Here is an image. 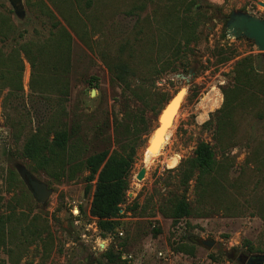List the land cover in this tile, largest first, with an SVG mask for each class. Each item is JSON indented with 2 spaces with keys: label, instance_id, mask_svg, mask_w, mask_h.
<instances>
[{
  "label": "rangeland",
  "instance_id": "rangeland-1",
  "mask_svg": "<svg viewBox=\"0 0 264 264\" xmlns=\"http://www.w3.org/2000/svg\"><path fill=\"white\" fill-rule=\"evenodd\" d=\"M34 1L21 0L23 12L18 15L8 0H0V49L4 57L19 50L23 62L21 89L11 87L14 81L7 86L0 79V259L5 264H97L104 261L101 254L111 245L121 251L120 264H245L237 256H264V120L255 116L260 109L248 106L235 110L238 131L228 147L215 137V112L224 99L221 89L232 85L235 61L253 55L258 71L264 68L261 51L250 39L227 34L225 19L238 10L264 18L259 0H201L203 7L207 2L219 11L204 9L203 17L195 14L189 18L188 33L185 39L179 38L180 43V35H175L177 21L167 24L163 18L167 11L175 10L181 20L192 15L186 11L190 0H93L90 5L81 0V11H77L82 22L76 24L77 32L67 27L51 2L45 0L54 18L48 16L46 7L31 5ZM56 20L72 35L67 96L32 90L30 81L46 58L37 60L33 68L20 51L21 45L48 37L50 30H55ZM193 20L198 25L191 32ZM125 42L139 48L138 59L143 51L146 54L137 65L151 74L146 85L152 91L165 92L169 98L180 87H185L186 93L170 134L138 180L145 146L158 123V115L145 109L148 132L141 135L126 199L119 211L117 227L122 235L116 231L103 234L89 213L88 171L57 182L42 171L29 170L22 146L30 130L52 118L74 132L71 142L77 143L81 157L115 148L116 136L126 138L124 124L130 121L125 112L136 110L142 103L130 95L125 104L121 87L111 81L105 65ZM225 55L230 59L219 63L218 58ZM168 62H174L177 70L160 71ZM1 72L6 74L5 67ZM141 74L130 78L133 88L137 89ZM216 96L218 105L210 107V98ZM201 141L210 143L220 160L232 161L230 181L241 183L243 192L232 201L230 210L225 209V202L204 207L196 201L191 180L186 195L196 215L173 222L159 213V206L171 193L182 192L175 168L193 155ZM173 156L178 157V163L168 167L167 160ZM17 163L52 189L45 204L38 203L28 191L15 169ZM12 169L15 175L10 173ZM74 205L79 206L76 218L71 212ZM197 239H210L214 244L207 248ZM180 245L192 247L194 253L177 250Z\"/></svg>",
  "mask_w": 264,
  "mask_h": 264
},
{
  "label": "trees",
  "instance_id": "trees-1",
  "mask_svg": "<svg viewBox=\"0 0 264 264\" xmlns=\"http://www.w3.org/2000/svg\"><path fill=\"white\" fill-rule=\"evenodd\" d=\"M48 1L56 7L67 27L77 32L76 24L82 22L77 11L78 8L81 11L79 7L81 0ZM92 1L86 0L88 5ZM27 2L30 3V0ZM189 2L186 11L192 15L181 20L175 10L173 12L167 11L163 18L167 24L177 21L175 35H180V37L177 36L178 43H180L179 38H186L189 18L193 19L195 14L203 17L204 9L213 10L215 13L219 11L217 6L207 2L206 6L203 7L201 0H190ZM31 5L46 7L48 16L50 18L55 17V13L47 6L45 0H35ZM197 25L198 22L193 20L191 32H194ZM53 27L55 30L51 29L49 36L43 41L27 42V44L20 46V51L24 53L33 68L36 66L37 60L46 58L42 68H39L36 78L33 77L30 81L32 90L40 93L51 91L61 94L60 96H67L68 81L66 74L69 69L72 35L70 30L61 26L57 20L53 23ZM1 33L2 30L0 29ZM223 35H225L224 32ZM186 44H188V39H186ZM138 49L130 42H125L116 55L105 60L111 81L118 83L122 89L125 104L128 103L130 95L142 103V106L136 110L125 112L130 121V123L124 124L125 133H127L126 138L121 140L116 136L115 148H104L81 157L79 146L76 142H71L74 132L67 129L64 124L54 121V118L47 124L39 125L36 129L30 130L22 146V156L30 162L29 170L42 171L57 182L63 179L72 180L79 172L88 171L85 181L90 184L86 187V191L91 193L89 213L97 219L98 228L103 234L114 231L118 233L119 211L121 204L126 199L136 150L141 145V135L148 132V123L144 117L145 109L149 108L158 114L163 103L169 98L165 92L152 91L146 85V80L149 77L147 75L151 74L138 68L137 64L142 62L146 56L143 51V55L138 59ZM18 52L19 50H15L9 56L4 57L0 49V79H4L3 84L7 86H10L11 81H14L11 87L16 86V88L21 89L23 62ZM259 55L264 57V52ZM255 58L256 56L247 55L236 60L232 70V85L221 89L224 99L222 106L215 112V137L219 143L226 147L233 143V138L238 131L239 120L234 115L237 108L243 109L249 106L260 109L255 116L259 120H264V68L261 73L258 71L259 67L255 63ZM229 59L230 55H225L219 57L217 61L222 63ZM173 63L168 62L160 71L165 73L176 71L177 66ZM2 67H5L6 74L1 72ZM139 72L142 73V79L138 82L136 89L131 86L130 78L135 75L139 77ZM126 92L129 95H126ZM206 124L210 126L211 121L208 120ZM117 128L114 126L115 130ZM16 138L18 139V136ZM232 167L233 164L230 159L226 158L223 161L217 158L210 143L199 142L193 155L183 159L175 168L179 185L182 186V192L180 194L171 193L165 197L159 206V213L173 222L196 215L186 195L191 180L194 181L193 187L198 204L205 207L225 202V209H232L234 205L232 201L236 200L243 192L241 183L234 184L230 181ZM10 173L16 174L14 169ZM134 207L135 204L131 209ZM2 239L0 238V241ZM176 249L194 253L192 247L187 249L184 245L177 246ZM101 256L104 261L98 260L97 264H120L123 262L121 251L115 250L113 245L104 250ZM0 264H5V262L0 259Z\"/></svg>",
  "mask_w": 264,
  "mask_h": 264
},
{
  "label": "water",
  "instance_id": "water-1",
  "mask_svg": "<svg viewBox=\"0 0 264 264\" xmlns=\"http://www.w3.org/2000/svg\"><path fill=\"white\" fill-rule=\"evenodd\" d=\"M18 15H22L21 0H8ZM258 4L264 6V0L257 1ZM225 29L227 34L237 36H243L253 41L257 49L264 52V18L259 17L249 11H232L229 16L226 17ZM193 74V73H192ZM181 78H185L184 75L177 74ZM185 87H180L175 91L157 114V125L153 128L149 140L145 146L144 152L155 154L158 150L160 143L164 140V135L167 129L171 126L175 114L181 105V102L185 96L182 95V91ZM94 90H91V94ZM15 169L18 172L22 182L25 184L28 191L32 194L33 198L40 204H45L52 193V189L48 187L47 183L37 178L31 171H29L23 164H15ZM146 167L143 165L138 171L136 178L142 179L145 174ZM198 244L211 248L214 244L213 240L197 239ZM246 255H240L237 257L238 261H242ZM245 264H264L263 255L249 256Z\"/></svg>",
  "mask_w": 264,
  "mask_h": 264
},
{
  "label": "bare ground",
  "instance_id": "bare-ground-1",
  "mask_svg": "<svg viewBox=\"0 0 264 264\" xmlns=\"http://www.w3.org/2000/svg\"><path fill=\"white\" fill-rule=\"evenodd\" d=\"M217 90V89H216ZM184 91V90H183ZM182 91V95H184V93H185V91L183 92ZM216 94V93H215ZM209 101V100H208ZM209 103H210V107H216L217 105H218V103H219V97L218 96H216V97H212V98H210V101H209ZM206 107V106H205ZM209 108V107H208ZM211 109H213V108H211ZM210 111V110H209ZM204 117V115H201V117ZM200 117V118H201ZM173 121H174V119H173ZM172 125H173V122H172V124H171V126L167 129V131L165 132V135H164V140L160 143V145H159V147H158V150H157V152L159 151V149H160V147L162 146V143L166 140V138L168 137V135L170 134V129H171V127H172ZM156 152V153H157ZM155 153V154H156ZM155 154H150V153H147V152H144L143 153V158H142V164L143 165H145V166H148L153 160V156L155 155ZM155 158V157H154ZM177 163H178V157L177 156H173V157H171V158H169L168 160H167V166L168 167H174V166H176L177 165Z\"/></svg>",
  "mask_w": 264,
  "mask_h": 264
},
{
  "label": "built area",
  "instance_id": "built-area-1",
  "mask_svg": "<svg viewBox=\"0 0 264 264\" xmlns=\"http://www.w3.org/2000/svg\"><path fill=\"white\" fill-rule=\"evenodd\" d=\"M71 212L74 215V217L76 218L79 215V206L78 205H74L71 208ZM119 235H122V232H118ZM160 254V253H159Z\"/></svg>",
  "mask_w": 264,
  "mask_h": 264
},
{
  "label": "flooded vegetation",
  "instance_id": "flooded-vegetation-1",
  "mask_svg": "<svg viewBox=\"0 0 264 264\" xmlns=\"http://www.w3.org/2000/svg\"><path fill=\"white\" fill-rule=\"evenodd\" d=\"M235 252L237 253V252H239V251L235 250ZM241 255H243V254H241ZM239 256H240V255H239ZM237 257H238V256H237ZM248 257H249V256H246V258L243 257V260L240 261V262H244V263H245Z\"/></svg>",
  "mask_w": 264,
  "mask_h": 264
}]
</instances>
